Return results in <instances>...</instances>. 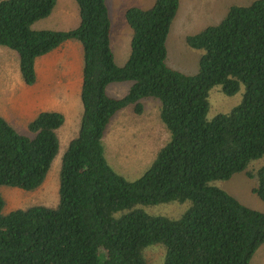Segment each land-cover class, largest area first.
I'll use <instances>...</instances> for the list:
<instances>
[{
  "label": "trees",
  "instance_id": "16d2710c",
  "mask_svg": "<svg viewBox=\"0 0 264 264\" xmlns=\"http://www.w3.org/2000/svg\"><path fill=\"white\" fill-rule=\"evenodd\" d=\"M77 26L69 31L31 29L49 18L57 0H0V47L18 58L22 84L36 82L35 62L66 42L78 44L82 82L77 131L60 154L57 203L4 213L0 196V264H145L142 251L164 248L163 264H250L264 245V215L246 208L213 181L243 173L264 203V0L231 6L215 25L186 37L201 51L196 75L165 64V41L179 0H155L149 9L127 8L129 52L117 64L110 46L105 0H72ZM131 83L122 98L108 86ZM241 102L227 114L206 119L207 96L220 86ZM160 103L169 140L136 180L117 175L104 156L110 120L143 99ZM63 114L43 111L16 131L0 117V187L34 191L42 186L60 152ZM191 203L178 219L135 209L170 202ZM116 214H118L116 216Z\"/></svg>",
  "mask_w": 264,
  "mask_h": 264
},
{
  "label": "rangeland",
  "instance_id": "374dc122",
  "mask_svg": "<svg viewBox=\"0 0 264 264\" xmlns=\"http://www.w3.org/2000/svg\"><path fill=\"white\" fill-rule=\"evenodd\" d=\"M136 1L105 0L112 25L110 46L117 64L123 63L127 57L131 37L130 30L123 19V13ZM154 1H141V8H150ZM252 1L255 0H179L176 19L172 22L165 41L167 67L183 75H196L202 52L189 48L186 44V37L202 31L207 26L217 24L225 16L229 7L247 6ZM68 6L69 0H60L61 9ZM52 28H54L52 15L45 20L35 22L31 27L34 31ZM75 58L76 49L65 45L37 63V71L41 74L38 86L39 91L43 89L45 92V109L60 111L65 117V123L58 131L60 152L53 161L45 181L38 189L27 192L0 187V196L5 201L4 213L38 205L50 207L57 203L59 156L77 131L79 104L70 94L71 86L74 84L72 79L74 71L71 65L64 67L67 59ZM17 68V55L9 49L0 47V117L4 111V103L9 99L6 94L9 89L6 87L8 80L13 76L19 79ZM68 79L71 82L69 84ZM130 86L131 83L127 82L111 84L106 93L113 98H122ZM36 89L38 88L34 87L29 90L31 95L35 96ZM243 93V85L239 86V90L233 96L224 95L220 86L212 87L207 96L209 109L206 119L210 121L218 114L229 113L241 102ZM140 103L143 106L140 116L135 115L131 107L118 112L110 120L102 140L108 165L117 175L127 181L138 179L147 170L157 151L169 140V134L159 119V101L148 98L141 100ZM6 121L16 131L20 133L26 131L25 126L19 128L14 123ZM250 165V170L263 166L264 157ZM209 185L222 190L242 206L264 215V203L251 193L255 181L247 179L243 173L236 174L226 181H213ZM190 205L189 201L170 202L153 206L141 205L135 209L152 217L178 219L189 209ZM142 258L145 264H163V246L152 244L145 247L142 251ZM250 264H264V245L256 252Z\"/></svg>",
  "mask_w": 264,
  "mask_h": 264
},
{
  "label": "crops",
  "instance_id": "0c3cea01",
  "mask_svg": "<svg viewBox=\"0 0 264 264\" xmlns=\"http://www.w3.org/2000/svg\"><path fill=\"white\" fill-rule=\"evenodd\" d=\"M141 1H143V0H137L135 2V4L130 6V7H136V8L143 9V8H141ZM68 7L65 9H61L60 8V0H57V6L52 13V20L54 22V28L46 29V30L69 31V30L74 29L77 26V12H76L75 6L73 5L72 0H69V6ZM130 7H128V8H130ZM66 15L68 17H66ZM123 19H124V13H123ZM111 28H112V25H111ZM110 37H111V32H110ZM65 45L68 47H73L74 49H76V58L75 59H67L68 61L66 62V65L64 67L71 65L72 69L74 71L73 77H72L74 84L71 86L72 91L70 94H71L72 98L76 99V101L79 104L78 105V107H79L78 120H79V117L81 114V106H80V101H79V91H80V86H81V82H82L80 48H79L78 44L73 43V42H66L61 47L65 46ZM58 49H56L55 51H57ZM50 54H48V55H50ZM48 55L38 59L35 62L36 82L33 86H31V87L24 86L22 84V82L19 80L20 78L19 79L17 77L14 78V76L9 78V80H8V85L6 87L9 89H8L6 94H7V97L9 99H8V101H6L4 103V111H3L1 117L3 119L8 120L11 123H14L19 128H24V126L26 127V125L39 112L55 111V110L45 109V107H44L45 92L43 91V89H41V91H39V86H38L39 85L38 84L39 79H41V74L39 71H37V63L41 59L48 57ZM70 80H71V77H70ZM70 80L68 81V84L71 83ZM34 87L38 88V89H36L35 96L31 95V93L29 92V90L31 88H34ZM65 95L69 96V94H65ZM55 112H59V113L63 114L60 111H55ZM29 113H31V114H29ZM64 120H65V117H64Z\"/></svg>",
  "mask_w": 264,
  "mask_h": 264
}]
</instances>
